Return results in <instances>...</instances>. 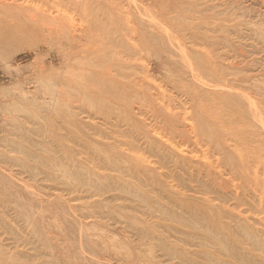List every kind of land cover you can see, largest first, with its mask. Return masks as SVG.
Segmentation results:
<instances>
[{"label":"rangeland","instance_id":"rangeland-1","mask_svg":"<svg viewBox=\"0 0 264 264\" xmlns=\"http://www.w3.org/2000/svg\"><path fill=\"white\" fill-rule=\"evenodd\" d=\"M0 264H264V0H0Z\"/></svg>","mask_w":264,"mask_h":264}]
</instances>
